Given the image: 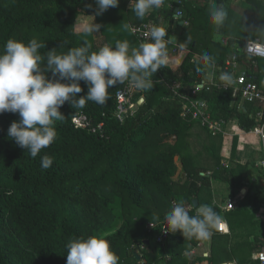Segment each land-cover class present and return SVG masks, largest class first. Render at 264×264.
Listing matches in <instances>:
<instances>
[{"label": "trees", "instance_id": "trees-1", "mask_svg": "<svg viewBox=\"0 0 264 264\" xmlns=\"http://www.w3.org/2000/svg\"><path fill=\"white\" fill-rule=\"evenodd\" d=\"M169 2L174 0H166L160 13L154 11L141 20L128 3L122 2L96 16L95 0H0V49L9 38L24 42L35 38L45 43L46 48L40 49L45 57L48 51L66 53L71 47L83 46L85 41L92 44V50L105 44L114 46L118 40H127L135 47L140 41L132 33L131 25L151 20L159 26L169 22L168 36L172 35V26L179 22L175 20V11L167 8ZM206 4L209 6L208 0ZM205 7L194 0H187L181 7L182 20L189 21L190 26L182 32L179 45L184 44L191 53L177 70L166 66L153 74V89L136 96L137 101L143 96L145 102L135 116L123 123L114 114L117 93L127 82L109 89V98L103 105L86 98L83 108L66 102L60 109L64 120L55 122L56 141L33 159L7 135L19 115L0 114V264H67L66 244L74 238L95 235H103L110 242L119 264H191L184 253L193 250L202 240L185 238L179 231L158 243L165 214L174 201L183 200L189 214L195 215L193 201L197 200L200 205L212 206L221 216L222 211L212 200L202 203L201 196L207 195L206 192L211 195L214 179L230 185L233 188L230 198H234L243 186L249 165L225 166L219 155L220 147L211 134L195 138L194 130L199 124L182 118V104L173 98L168 85L179 83L182 92L204 85L192 99L204 103L213 120H238L246 132L256 127L258 109L246 112L239 99H233L232 92L208 87L203 74L196 71L203 65L200 59L194 60V54L203 48L206 42L203 35L210 23ZM80 16H96L97 23L102 25L100 45L94 34L75 31ZM254 21L250 19L246 23V34L255 32V27L251 28ZM124 24L130 28L125 30ZM226 28L227 25L214 33L227 34ZM255 37L258 38L256 34L250 35V40ZM246 42L240 39L225 46L211 38L209 44L216 50L213 57L219 68L224 67L227 56L231 53L233 56L236 46L244 47ZM205 47L209 48L206 44ZM258 60L255 68L244 56L240 58V62L248 65V74L257 84L260 79L254 71H261ZM219 68L217 73H221ZM48 76L51 78L50 72ZM80 84L83 91L78 95L86 96L88 85L84 81ZM80 116L88 117L95 127L100 124L104 127L97 134L76 129L73 120ZM45 154L53 158L48 169L40 164ZM178 158L186 177L182 185L173 181ZM208 173L210 177L205 176ZM260 201L264 202L262 189L257 194L250 192L237 209L224 213L231 233L248 226L256 227L261 233L264 221L257 220L256 216L263 209L258 206ZM150 224L156 227L149 230ZM214 235L218 238L209 257L198 258L193 264L234 260L239 264L246 261L259 264L233 259L245 250L228 248L229 235L217 232Z\"/></svg>", "mask_w": 264, "mask_h": 264}, {"label": "clouds", "instance_id": "clouds-1", "mask_svg": "<svg viewBox=\"0 0 264 264\" xmlns=\"http://www.w3.org/2000/svg\"><path fill=\"white\" fill-rule=\"evenodd\" d=\"M119 3L120 0H95V15L101 16ZM165 3L166 0H130L129 7L143 20ZM208 4L210 22L219 31L228 22L229 11L224 0H208ZM101 27L92 23L83 31L86 35L96 34ZM124 28L128 30L130 26L124 24ZM145 35L150 39L135 47L127 40H118L114 46L105 44L92 50V44L85 41L83 46L71 47L66 53L57 54L55 49L48 51L46 57L40 53V49L46 48L45 43L35 38L28 42L9 38L0 49V114H18L19 120L11 123L8 137L35 159L56 141L55 122L64 120L60 109L66 102L76 108H83L86 99L103 105L109 98V89L125 82L135 90L151 91L153 74L168 65V45L175 40L159 25L151 26ZM180 47L184 48V44ZM201 61L203 66H198L197 72L207 74L216 68L214 57L208 52L202 54ZM219 79L226 85L235 83L228 72H221ZM81 81L88 85L86 96L78 95L83 91ZM140 99L143 102L144 97ZM40 164L48 169L53 158L45 154ZM164 221L173 234L179 230L185 238L200 240L210 238L212 230L224 225L223 218L212 206L200 205L196 214L190 215L183 200L173 202ZM66 248L67 264H119V257L103 235L71 239ZM184 255L190 257L191 253L186 251Z\"/></svg>", "mask_w": 264, "mask_h": 264}, {"label": "crops", "instance_id": "crops-1", "mask_svg": "<svg viewBox=\"0 0 264 264\" xmlns=\"http://www.w3.org/2000/svg\"><path fill=\"white\" fill-rule=\"evenodd\" d=\"M194 1L198 2V0H194ZM206 2L207 0H205V3L202 5L203 7L207 5ZM172 3L169 2L167 4V8H169V6ZM224 5L229 11V20L226 23L227 34H221V36H223V42L221 43L227 46L228 43L237 42V40H240V39H245L246 41H249L250 35L254 36V34H256L258 38L255 37L254 39L264 44V31H260V29H264L263 27L264 26V23H263L264 22V0H226L224 2ZM243 7L252 9L253 11L252 15H247L245 11L243 10L244 9ZM208 8L209 6L207 5L205 7L207 12H208ZM250 19L256 20L251 25L252 29H254L255 27V32L254 30L247 31L249 34L248 35L246 34L245 27H246V23ZM154 22L155 21L151 20V23H154ZM180 22L178 24L176 23L177 25L175 24L172 26L173 36H174V27L175 26L182 27L180 25ZM262 23L263 25L261 26ZM188 24L190 25L189 21H188ZM206 29L207 30L205 31L204 34L209 39V41L207 40L205 44L208 45L209 48H206L204 44L203 48L202 49L200 48L199 51H197V53L194 54V60L195 59L201 60V56L204 52H208L211 56H215L216 54V50H214L211 44H209L211 38L215 42L220 41L219 39H216L215 37L217 34V33L216 34L214 33L216 32V28L210 22ZM203 30L201 32H203ZM181 31H180V36L182 33ZM80 33H83V31ZM172 35L170 37H172ZM241 48H242L241 45L236 46L233 49V54ZM182 49H185V48H182ZM184 51L188 53V56L191 53L187 49ZM231 58H232V53L231 55L227 56L224 59L223 68L226 67V64L231 60ZM174 59L175 60H173L172 58L171 60L173 62H176V60H178V58H174ZM257 63H258V66H261V69H260L261 71H258V70L254 71V74L256 75V78L258 77L260 79V81L258 82L259 83L258 85L264 91V75L262 73V69H264V60L260 59L258 60ZM215 65H216V68L214 70H209L207 74H203L204 84L207 85L208 87H211V86L215 87L216 85L223 83L219 79V76L221 73L216 72V69L219 68V66L217 65L216 62H215ZM223 68L222 67L219 68L221 72H224ZM238 71L239 73L240 72L245 73L246 75H248V77L251 76V74H248V72H250V69L248 65H246L245 62L239 63ZM232 95H233L234 100L239 99L240 105L244 107L246 112H248L250 109L254 110V108H256L254 106L245 107L244 103H242V100L239 98V96H237L236 93L235 94L233 93ZM228 122H230L228 124L229 131L217 137L213 136V138H215L216 142L218 143L220 147L219 155H220L221 162L223 165L228 166V167L229 166L233 167L234 165H241V166L249 165L248 173L247 175L244 176L243 186L240 188L239 191H236V196L244 192L243 193L244 195L241 196L243 197V199L237 200V207H239L240 203L247 197V195L250 192H253V194H257V191L259 192L260 189L264 190V171L261 167V151L263 148V144L260 138H258V136L250 133L258 126V122H256L257 123L256 127L249 132H246L241 128L240 122L238 120H230ZM194 134H195L194 137L196 138L199 135L210 136L211 132L208 129L203 128L199 124V126H197L196 129L194 130ZM177 162H178L177 174L174 177L173 181L179 182L182 185L184 184L186 177H185V173L183 170V164H182L181 159L178 158ZM208 175L211 176V173L205 174V176L207 177ZM211 187H212L211 195L208 192H206L207 195L204 193V195L201 196L202 198L201 201L202 203L205 202V204H207L210 202V200H212L213 204L216 205L222 211L221 217L226 221L224 217V213L228 211H224V207L233 193V188L230 185L224 184L214 179H212L211 181ZM197 202L199 203V206H200V202L199 201ZM260 205L262 206L263 209H261V211H257L256 216H257V220L263 219L264 221V207H263L264 202L260 201V204H258V206ZM177 232H179V230ZM214 232H217L216 229H214ZM214 232L210 238L206 240H202L197 247H195L193 250L190 251L191 256L189 257V262L191 264H193L196 260H198V258L209 257V255L211 254L212 248H213L214 241L218 238V237H215ZM258 233L259 232H258V229H256V227L248 226L245 229H240L234 233H231L230 231V234H221V235H229L230 239L229 241H227L228 248L232 247L234 249V248L240 247V250L241 249L245 250V252L240 251L242 253L241 256L235 254L233 259L254 261V256L259 250V245L261 244V238L264 235V227L262 228V231H261L262 234L259 237L257 236ZM223 240H225V238H223ZM227 242L225 243L227 244ZM197 264H206V263L204 261L203 262L199 261V263ZM218 264H239V263H237V261L234 260V261L226 262V263L219 262ZM245 264H248V262L246 261Z\"/></svg>", "mask_w": 264, "mask_h": 264}, {"label": "built area", "instance_id": "built-area-1", "mask_svg": "<svg viewBox=\"0 0 264 264\" xmlns=\"http://www.w3.org/2000/svg\"><path fill=\"white\" fill-rule=\"evenodd\" d=\"M186 1L187 0H174V2L169 6V10L171 11H175L176 9L179 10L177 13L175 12V20L178 22L183 21V26L185 27H187L189 24L188 21L182 20L183 15L181 13V7L184 6ZM154 25L155 24L151 22L141 25H131V29H135V32L132 31V33L139 39L140 42L149 40L150 37L146 36L145 33L148 32L150 27ZM181 53L182 52L178 53L176 56H173L169 53V63L167 66L172 69H177V66L171 59L179 58ZM242 56H244L246 60H249L256 68L255 60H264V44L258 40L247 41L244 47L233 54L231 60L224 68V72H228L233 75L235 83L226 85L223 82L219 85H216L215 87L225 92H232V94L236 93L237 96H239V98L242 100V103H244L245 107L254 106L258 108L255 114V119L256 122H258V126L250 133L258 136V138H260L262 141L263 148L261 151V167L264 171V91L245 73H239L238 66ZM203 86L204 85L196 86L195 89L189 92H182L181 84L174 83L171 86L168 85L170 91L173 94V98L178 99L182 104V118L199 123L203 128L208 129L212 136L217 137L229 131L228 124L230 122H217L213 120L211 115L206 111L207 107L205 104L198 100L192 99L191 96H195ZM138 92V90L131 88L127 83L126 86L117 93V110L114 114V117L119 122L123 123L128 117H133L137 113L139 101L136 100V96ZM201 104L203 107H201ZM73 123L76 129L85 130L93 134H97L104 127L103 124H100L97 127L93 126L91 120L86 116L75 118ZM238 199H243L241 194L236 196V198H230L224 207V211L235 210L237 208ZM223 221L224 227H221L216 231L219 234H230L228 223L224 219ZM155 227L156 225L150 224L148 229L152 230ZM170 234L171 232L167 230V225H164L161 235L157 238L158 243H162L163 240ZM136 253L138 254V251ZM254 261L258 262L259 264H264V235L261 238V247L254 256Z\"/></svg>", "mask_w": 264, "mask_h": 264}, {"label": "rangeland", "instance_id": "rangeland-1", "mask_svg": "<svg viewBox=\"0 0 264 264\" xmlns=\"http://www.w3.org/2000/svg\"><path fill=\"white\" fill-rule=\"evenodd\" d=\"M120 2H122V3H128V6H129V4H130V0H120ZM198 3L199 4H201V5H203L204 3H205V0H198ZM244 9V11H245V13L247 14V15H252V9H249V8H246V7H243ZM157 16V15H156ZM92 23H96V24H98L97 23V19H96V16H91V17H86V16H80L79 17V19H78V21H77V23H76V26H75V31L77 32V33H80V32H82L83 31V29H84V27L86 26V25H89V24H92ZM169 25V22H167V23H164V25H162V26H164L165 28H167V26ZM177 25V24H176ZM189 26L190 25H188L187 27H184V26H182V27H178V26H175L174 27V36L172 35V37L174 38V40H175V43L174 44H169L168 45V50H169V53L170 54H172L173 56H176V55H178V53H180V52H184V50H186V49H182L181 47H180V45H179V38H180V31L181 32H183L184 30H187L188 28H189ZM84 32V31H83ZM205 33V32H204ZM207 33V32H206ZM182 34V33H181ZM94 37H95V40L97 41V43L100 45L101 44V41H102V37H101V33H100V30H99V32H97L96 34L94 33ZM216 39H219L220 41V43L221 42H223V36H221V34L220 33H218V34H216ZM203 38L205 39L204 40V42L205 41H209V39L207 38V37H204L203 36ZM195 39H197V37L195 38ZM178 69V68H177ZM176 69V70H177ZM141 93V91H139L138 92V94H140ZM137 94V95H138ZM141 100V99H140ZM139 100V101H140ZM262 233H258L257 234V236L259 237L260 235H261Z\"/></svg>", "mask_w": 264, "mask_h": 264}, {"label": "water", "instance_id": "water-1", "mask_svg": "<svg viewBox=\"0 0 264 264\" xmlns=\"http://www.w3.org/2000/svg\"><path fill=\"white\" fill-rule=\"evenodd\" d=\"M178 11H179L178 9L175 10L176 13ZM160 12H161V10L159 9L158 10V13H160ZM180 25L183 26V21L180 22ZM187 58H188V53L185 52V51L182 52L181 55H180V57L178 58V60H176V62H174L175 65L177 66V68H180L185 63V61L187 60ZM144 102H145V99L143 100V102H141V100H140L139 101V106H141ZM208 177H210V176L208 175ZM243 193L244 192L241 193V196L244 195ZM193 206H194L195 209L198 208L199 203L197 202V200H194L193 201ZM167 230H168V228H167ZM136 257H137L138 261L140 262L141 261V257L137 253H136Z\"/></svg>", "mask_w": 264, "mask_h": 264}, {"label": "snow or ice", "instance_id": "snow-or-ice-1", "mask_svg": "<svg viewBox=\"0 0 264 264\" xmlns=\"http://www.w3.org/2000/svg\"><path fill=\"white\" fill-rule=\"evenodd\" d=\"M221 227L223 228L224 226H223V225H221Z\"/></svg>", "mask_w": 264, "mask_h": 264}, {"label": "bare ground", "instance_id": "bare-ground-1", "mask_svg": "<svg viewBox=\"0 0 264 264\" xmlns=\"http://www.w3.org/2000/svg\"><path fill=\"white\" fill-rule=\"evenodd\" d=\"M173 60H175V59L173 58Z\"/></svg>", "mask_w": 264, "mask_h": 264}]
</instances>
